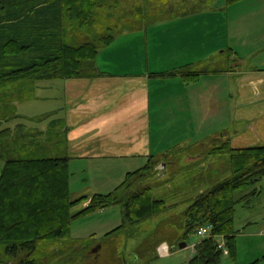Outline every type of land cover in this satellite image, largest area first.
<instances>
[{"label": "trees", "instance_id": "16d2710c", "mask_svg": "<svg viewBox=\"0 0 264 264\" xmlns=\"http://www.w3.org/2000/svg\"><path fill=\"white\" fill-rule=\"evenodd\" d=\"M240 1L227 0L228 5ZM184 5V0L176 5L170 0L158 14L144 11L139 18L134 14L127 25L116 31L110 17L117 10L114 0H0V161L4 163L0 176V264H85L99 246L109 253V264H126L125 258L118 257L116 239L135 237L142 224L163 216L180 203L168 204L166 199L158 198L149 183L158 175L162 159L166 171L167 165H178L175 175L187 182L172 193H183L186 186L191 190L188 200L192 203L182 214L159 222L155 232L136 249L138 264H150L164 242L172 252L176 251L177 245L204 226L211 227L213 236L196 245L188 264H223L216 237L226 240L235 264V207L240 201L249 204L261 192L258 186L264 180V146L237 148L228 138L211 151L205 142L220 135L212 136L199 144L173 148L161 158L150 156L143 167L129 172L110 194L73 197L65 122L52 119L46 130L28 127L21 121L13 127L4 126L23 119L17 114V104L35 98L39 81L102 76L96 58L127 26L136 31L194 12L182 9ZM98 12L105 15V20L98 19ZM235 54L227 51V62L237 60ZM221 71L223 63L221 67L204 63L158 75H180L193 82L202 75ZM54 114L40 115L35 121L40 123ZM185 151L203 161L179 166V153ZM212 156L217 160L215 166L202 167L196 173L195 167L211 162ZM228 173L230 176L225 177ZM250 187L249 194L236 200L237 190ZM87 200L86 207L73 212L76 205ZM114 205L122 208V224L109 231L99 244H95L98 239L94 236L88 240L71 237L73 218ZM171 227L182 231L175 241L171 240L172 232L166 233ZM255 263L258 261L252 264Z\"/></svg>", "mask_w": 264, "mask_h": 264}, {"label": "crops", "instance_id": "0c3cea01", "mask_svg": "<svg viewBox=\"0 0 264 264\" xmlns=\"http://www.w3.org/2000/svg\"><path fill=\"white\" fill-rule=\"evenodd\" d=\"M192 13L136 31L127 26L99 52L96 66L102 76L59 79L65 82L59 93L30 100L48 105L64 100L61 112L46 113H60L57 119L65 122L70 169L91 162L141 168L150 156L161 158L173 148L229 130H234V147L264 146V69L231 67L225 56L244 49L242 33L222 18L223 36L208 47L203 26L193 24L204 15ZM218 56L224 57V71L193 82L158 75L185 65L218 67ZM239 122L240 128H232ZM249 236L264 237V227ZM263 259L264 253L258 254L249 264Z\"/></svg>", "mask_w": 264, "mask_h": 264}, {"label": "rangeland", "instance_id": "374dc122", "mask_svg": "<svg viewBox=\"0 0 264 264\" xmlns=\"http://www.w3.org/2000/svg\"><path fill=\"white\" fill-rule=\"evenodd\" d=\"M117 4V10L111 14V19L115 21L112 26L116 31H120V27L123 28L128 24L129 19L134 14L142 15L145 11L146 14H153L154 11L158 12L163 10L170 0H114ZM185 5L182 7L184 10L194 9L197 14L204 15L203 18H198L193 24H200L203 26V32L205 35V40L208 41L207 46L211 44L219 43L223 36L225 25H222V18L224 24L226 19H229L230 24L233 29H237L241 34L240 37L244 38L245 47L240 49L239 55H237V60L231 59L229 64L238 70H249L254 68L264 69V0H241L237 4H233L232 8L224 9L228 7L227 0H184ZM173 4L181 2V0H171ZM103 3L104 2H99ZM240 3V4H238ZM112 5V4H110ZM110 5L108 7H110ZM145 6V9H144ZM181 6V5H177ZM101 12V9L99 10ZM99 20H105L103 16H100ZM258 12L257 15H254ZM109 15V13H107ZM145 14V15H146ZM193 14V13H192ZM191 12L189 15H192ZM188 15V16H189ZM135 18H139L135 17ZM247 18V19H246ZM119 23V24H117ZM151 39L153 38V32L150 30ZM248 56V57H246ZM228 59V56H225ZM217 58V57H216ZM223 63V57L218 56ZM219 65V67L221 66ZM59 79L54 80H42L37 83L36 94H57L60 88L63 87L65 82ZM58 81V82H51ZM47 86V87H46ZM65 103L61 98L59 102L53 105L45 104V102H35L28 101L17 104V114L23 117L22 120H14L9 123H4V126H15L18 122L25 123L28 127L38 128L41 130H46L52 119L60 118V113H56L51 117L38 123L35 121L36 117L48 114L53 110L60 111L64 108ZM61 112V111H60ZM243 122H239L237 126L232 128H240ZM234 130L222 131L218 133L220 135L214 138L212 141L205 142V145L211 151L217 146V144L224 143L226 139H231ZM215 135V136H218ZM219 141V142H218ZM198 142L196 144L202 143ZM237 147H250L239 145ZM193 156V158H191ZM178 158V155H177ZM215 156L211 157V162H203L199 168L195 167L196 173H199L202 167L209 166L213 167L217 163V160H213ZM180 164L179 166H187L193 163H201L203 161L200 157H195L191 155V152L185 151L179 153ZM160 161L158 163V175L149 181L150 184L154 186V194L158 198H164L167 200L168 204H173L180 202L179 205L173 207L163 216L151 219L146 223L142 224L137 232H135V237L130 239H125L126 236H122L116 239L115 244L119 252V258L123 257L126 260V264H138L136 260V249L143 241L148 238L155 229L157 228L159 222L171 216L182 214L192 203L188 200L191 194V190L185 186L183 193H172L176 188H180L187 182L182 179V176H176L178 171L177 167L174 165H167V171L165 163ZM208 164V165H207ZM75 165V164H74ZM4 163L0 161V176ZM144 166V165H143ZM135 169H129L126 165L118 166H106L96 162L91 163H79L76 167H71V182L70 190L73 197H81L86 195L92 197L95 194L107 195L115 191V189L125 181L127 174ZM199 170V171H198ZM228 173L225 177H229ZM168 181V182H166ZM174 184V186H173ZM260 193L251 199L250 203L247 204L240 201L236 204L235 217H234V228L237 232V255L235 259V264H249V262L255 260L256 256L260 254L262 256L264 250V237L249 236L250 232L258 230L259 227H264V180L259 184ZM252 188L237 190L235 193L236 200H240L241 197L250 193ZM174 195V196H173ZM84 203V204H83ZM76 205L73 212H78L82 208L86 207L89 200ZM122 208L119 205H114L105 209H101L95 212H90L82 216L73 218L71 221V237L75 239H90L94 236L96 239L95 244H99V240L104 238V236L114 228L122 224ZM171 234V240L175 241L176 237L182 234L180 229L171 227L166 233ZM169 235V234H168ZM212 233H209L206 238H211ZM202 240V237L197 233L189 235L187 238V247L180 249L177 245L176 251L172 252L168 243H162L158 248V256L150 264H188L190 259L195 255L196 245ZM219 243L224 244L225 249L229 251L228 245L224 238H217ZM182 243V242H181ZM95 244L93 246H95ZM92 246V247H93ZM53 249V247H51ZM168 248V251H164ZM230 252V251H229ZM122 258V259H123ZM260 260L261 257H259ZM109 253L106 250H101L98 247L97 251L90 253V256L85 261V264H109L110 261ZM264 260V259H263ZM256 262V261H254ZM223 264H232V259L230 254H222ZM257 264V263H256ZM260 264H264V262Z\"/></svg>", "mask_w": 264, "mask_h": 264}, {"label": "built area", "instance_id": "2783aa9c", "mask_svg": "<svg viewBox=\"0 0 264 264\" xmlns=\"http://www.w3.org/2000/svg\"><path fill=\"white\" fill-rule=\"evenodd\" d=\"M209 233H211V227L210 226L201 227V228H199L197 230V234L199 236H201L202 238H206ZM217 246H218V249H220L221 251H223V253L228 254V250L225 249L224 244L218 242ZM164 251L167 252L168 251V248L166 250L164 249Z\"/></svg>", "mask_w": 264, "mask_h": 264}, {"label": "water", "instance_id": "95a60500", "mask_svg": "<svg viewBox=\"0 0 264 264\" xmlns=\"http://www.w3.org/2000/svg\"><path fill=\"white\" fill-rule=\"evenodd\" d=\"M100 247V246H99ZM180 249L186 248L187 247V242H182L179 244ZM94 251H97V249H95Z\"/></svg>", "mask_w": 264, "mask_h": 264}]
</instances>
